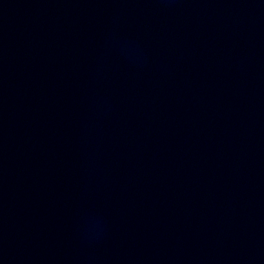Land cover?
<instances>
[{"label": "water", "instance_id": "water-1", "mask_svg": "<svg viewBox=\"0 0 264 264\" xmlns=\"http://www.w3.org/2000/svg\"><path fill=\"white\" fill-rule=\"evenodd\" d=\"M262 17H264V0H246Z\"/></svg>", "mask_w": 264, "mask_h": 264}]
</instances>
